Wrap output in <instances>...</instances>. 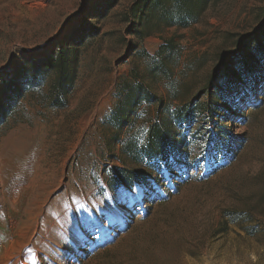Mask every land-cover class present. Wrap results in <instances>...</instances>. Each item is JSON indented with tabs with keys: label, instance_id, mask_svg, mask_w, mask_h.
Listing matches in <instances>:
<instances>
[{
	"label": "rangeland",
	"instance_id": "374dc122",
	"mask_svg": "<svg viewBox=\"0 0 264 264\" xmlns=\"http://www.w3.org/2000/svg\"><path fill=\"white\" fill-rule=\"evenodd\" d=\"M136 1L0 0V264H264V0ZM58 47L64 95L29 64ZM126 83L157 99L118 123ZM199 94L183 157L149 163L151 123Z\"/></svg>",
	"mask_w": 264,
	"mask_h": 264
},
{
	"label": "trees",
	"instance_id": "16d2710c",
	"mask_svg": "<svg viewBox=\"0 0 264 264\" xmlns=\"http://www.w3.org/2000/svg\"><path fill=\"white\" fill-rule=\"evenodd\" d=\"M169 0H137L131 7L132 14L139 18L146 13V8L149 10L158 4H164ZM175 4H179L180 0H172ZM166 5L164 10H166ZM191 16L190 18H193ZM188 18H182L180 23L183 26L188 24ZM170 43V42H167ZM171 49L175 48V44H170ZM166 44L161 46V51L165 48ZM69 47H58L52 49L50 54L42 57H36L29 60L33 72L46 74L49 71L56 73L55 87L62 95L67 93L74 81L76 66L78 62L77 53L73 54ZM34 67V68H33ZM219 74L211 76L210 85L213 86L212 90H208L209 98L215 96L224 97L226 92L220 88H216L215 84ZM219 82V81H218ZM11 87V86H10ZM12 92L16 95L19 93V88L11 87ZM124 94L115 106L111 119L118 123H125L133 114L135 108L144 100L157 99L149 90H147L141 83L129 84L123 86ZM206 94V93H205ZM199 94L192 102L179 106L168 120H156L151 123L146 141L142 147V151L149 163L159 164L170 163L169 157L171 155L181 158L184 153L179 151L175 141V134L173 128L175 125L182 126L185 123L194 121L196 112L202 107L201 112H214L212 111V103L210 101L194 103L198 100ZM200 111V110H199Z\"/></svg>",
	"mask_w": 264,
	"mask_h": 264
},
{
	"label": "bare ground",
	"instance_id": "6f19581e",
	"mask_svg": "<svg viewBox=\"0 0 264 264\" xmlns=\"http://www.w3.org/2000/svg\"><path fill=\"white\" fill-rule=\"evenodd\" d=\"M84 124H87L86 120H85ZM39 131H40V128H37L36 130L29 132L28 136L22 137V138H20V136L18 138H16L17 136L9 137L7 144L8 143L14 144L15 141H19L20 144L15 145L13 148L17 149V150H21V148H20L21 144L28 142L29 139H33V137L38 135Z\"/></svg>",
	"mask_w": 264,
	"mask_h": 264
},
{
	"label": "crops",
	"instance_id": "0c3cea01",
	"mask_svg": "<svg viewBox=\"0 0 264 264\" xmlns=\"http://www.w3.org/2000/svg\"><path fill=\"white\" fill-rule=\"evenodd\" d=\"M18 160H19V159H18ZM23 165H24L23 163H22V164H20V163H19V164H12L13 167L16 166L17 168H20V166L22 167Z\"/></svg>",
	"mask_w": 264,
	"mask_h": 264
}]
</instances>
